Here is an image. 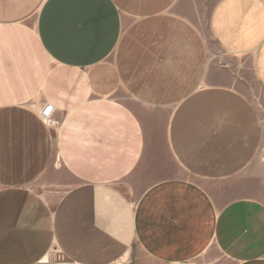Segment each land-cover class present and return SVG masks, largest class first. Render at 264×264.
Segmentation results:
<instances>
[{
	"label": "crops",
	"instance_id": "1",
	"mask_svg": "<svg viewBox=\"0 0 264 264\" xmlns=\"http://www.w3.org/2000/svg\"><path fill=\"white\" fill-rule=\"evenodd\" d=\"M252 81L264 0H0V264H264Z\"/></svg>",
	"mask_w": 264,
	"mask_h": 264
},
{
	"label": "rangeland",
	"instance_id": "2",
	"mask_svg": "<svg viewBox=\"0 0 264 264\" xmlns=\"http://www.w3.org/2000/svg\"><path fill=\"white\" fill-rule=\"evenodd\" d=\"M251 86L253 88L252 91L255 95L253 98L254 99L253 101H255V104H257V106H262V103L264 102V92L260 88L257 87L254 81L251 82ZM261 153L263 154L264 150H262ZM259 194H260V199L264 203V189L261 190ZM64 263H67L65 258L61 256V254L52 250L49 254H47V257H45L44 259H41L36 264H64Z\"/></svg>",
	"mask_w": 264,
	"mask_h": 264
},
{
	"label": "built area",
	"instance_id": "3",
	"mask_svg": "<svg viewBox=\"0 0 264 264\" xmlns=\"http://www.w3.org/2000/svg\"><path fill=\"white\" fill-rule=\"evenodd\" d=\"M51 111H52V107L48 105L41 111V116L44 119H49L51 115ZM64 264H71V263H64ZM113 264H119V263H113Z\"/></svg>",
	"mask_w": 264,
	"mask_h": 264
}]
</instances>
